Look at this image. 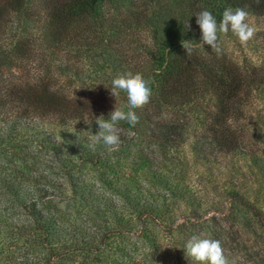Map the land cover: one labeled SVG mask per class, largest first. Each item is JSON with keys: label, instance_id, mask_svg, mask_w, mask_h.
<instances>
[{"label": "trees", "instance_id": "1", "mask_svg": "<svg viewBox=\"0 0 264 264\" xmlns=\"http://www.w3.org/2000/svg\"><path fill=\"white\" fill-rule=\"evenodd\" d=\"M122 3L134 11L123 14ZM245 6L264 15V0H0V264H198L183 249L193 235L219 240L226 253L238 228L230 225L233 203L224 209L200 200L177 169L187 160L179 148L190 127L221 148L247 145L239 122L264 89V70L206 50L195 17L209 10L219 23L226 8ZM127 72L142 74L151 97L134 110V128L117 125L118 150L103 142L77 149L64 133L45 129L46 120L62 129L74 120H109L115 105L127 112L126 93L115 98L109 89ZM64 74L84 80L87 91L54 87ZM149 132L166 158L143 147ZM140 160L142 175H122ZM87 163L99 173L90 181ZM240 233L239 250L256 249L259 258L264 245H248Z\"/></svg>", "mask_w": 264, "mask_h": 264}, {"label": "rangeland", "instance_id": "2", "mask_svg": "<svg viewBox=\"0 0 264 264\" xmlns=\"http://www.w3.org/2000/svg\"><path fill=\"white\" fill-rule=\"evenodd\" d=\"M122 5L120 12L123 14L127 13L128 15L134 11V7L128 3H122ZM242 9L248 13L247 22L255 28L253 37L246 44H241L231 30L227 33H218L220 52L233 62L258 66L264 70V15L256 14L249 6ZM37 47L48 53L51 52V49L44 44ZM205 49L210 50L211 48L206 45ZM51 57L55 60H62L60 55L51 53ZM13 73L18 76L17 72L14 71ZM12 75L10 74V76ZM66 75L64 74L61 78L54 80V87L64 89L75 96H80L81 92L87 91L84 80L68 82ZM106 77L103 79L106 80ZM89 84L90 81L87 82V85ZM82 86L84 88L79 89ZM105 86L109 87V83L105 82ZM99 95L101 96V94ZM105 96L107 98L106 94ZM244 115L245 117L240 120L239 125L242 129L241 137L247 141V145L245 142L242 147L233 151L218 146L208 133L196 132V129L194 130L192 127L185 131L184 137L180 138L183 143L181 147L179 145V149H185L187 160L178 167L177 171H181L180 182L186 184L191 193L199 197L200 200L206 201L209 205L219 203L217 206L224 209L230 207L231 202L233 203L232 206L234 207L230 211V225L236 223L238 228L231 231V236L227 239L229 244L227 243L225 256L229 264H237V261L238 264H264V252H260L261 256L256 259L254 256L256 249L239 250L242 248L241 243L244 240L240 242L241 230H244L250 239L248 245H258V247L264 245V225L261 223V221L264 223V89L259 93V99L247 106ZM96 120L70 121L64 129H62L63 127L56 128L52 121L46 120L44 127L49 131H55L57 134L64 133L62 139L68 138L77 149L81 146L82 148H91L89 137L96 134L98 130ZM142 144H144V148H159L154 157L159 156L163 159L162 157L168 156L162 154V149L159 147L160 141L150 132L145 134ZM194 149L195 151H193ZM93 154L84 152L79 155L82 157L87 155L90 158L95 157ZM177 156L182 157L181 154H177ZM48 159L49 165H52L51 157L48 156ZM139 163L143 162L140 160L137 164L123 166L122 175L125 177L142 175V170L147 165L138 169L136 166ZM85 169L89 181L98 177L97 174L99 173L94 170L90 163L85 165ZM59 171L61 172L60 169ZM55 173L58 174L57 179L61 180L62 174L60 176L57 170ZM235 192L239 193L240 198L254 205L257 211L261 213V216H258L261 221L257 220L258 217L254 216L250 209L240 206L235 201V197L232 195ZM65 204L66 202L61 205L64 206ZM210 213L213 212H208L209 215H211ZM250 252L253 253V256L247 258Z\"/></svg>", "mask_w": 264, "mask_h": 264}, {"label": "clouds", "instance_id": "3", "mask_svg": "<svg viewBox=\"0 0 264 264\" xmlns=\"http://www.w3.org/2000/svg\"><path fill=\"white\" fill-rule=\"evenodd\" d=\"M195 17L201 33L199 40L201 46H210L211 50L217 53L221 50L218 33H227L231 30L241 44H246L255 33V28L247 22L248 13L241 8L235 10L231 7L226 8L219 23L209 10H202ZM182 46L187 54L191 53V41H182ZM111 83L112 86L109 88L111 96L117 98L121 91L126 93L128 111L125 112L115 105L114 110L109 114V120L101 119L102 116L97 118L98 130L96 134L89 137L90 147L95 149L97 144L103 142L109 152L118 150L120 146V129L117 124L120 121H126L134 128L139 122V117L134 110L146 105L151 97V89L140 73L117 74ZM129 135L134 133L130 132ZM183 249L186 256L191 257L198 264H229L219 240L193 235Z\"/></svg>", "mask_w": 264, "mask_h": 264}]
</instances>
